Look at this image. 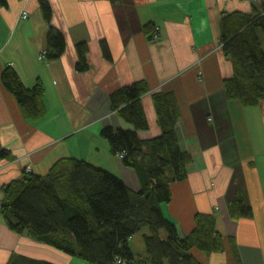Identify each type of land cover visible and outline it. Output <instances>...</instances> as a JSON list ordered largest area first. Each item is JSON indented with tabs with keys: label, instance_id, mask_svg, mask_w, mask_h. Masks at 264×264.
I'll return each mask as SVG.
<instances>
[{
	"label": "crops",
	"instance_id": "0c3cea01",
	"mask_svg": "<svg viewBox=\"0 0 264 264\" xmlns=\"http://www.w3.org/2000/svg\"><path fill=\"white\" fill-rule=\"evenodd\" d=\"M41 1L50 6L49 22ZM263 5L264 0H6L0 5V142L11 156L0 158V206L4 186L20 178L22 168L44 176L69 158L139 191L136 173L110 154L100 133L106 127L131 128L112 109L111 97L143 81L149 128L137 132L139 138L160 134L152 96L167 95L177 111L179 145L190 156L188 176L172 185L165 215L187 235L197 214L215 213L225 247L199 256L205 264H264V99L245 106L229 97L226 84L234 71L221 44L222 17L260 16ZM148 26L158 30V40L148 38ZM50 27L62 33L65 49L59 58L41 61ZM259 37L264 47V34ZM79 43L88 48V70L82 73L76 70ZM8 68L28 88L37 81L43 85L45 111L39 119L25 117L4 87L1 77ZM238 194L249 217L230 215ZM133 244L143 254L141 239ZM22 259L87 264L12 232L0 213V264Z\"/></svg>",
	"mask_w": 264,
	"mask_h": 264
},
{
	"label": "trees",
	"instance_id": "16d2710c",
	"mask_svg": "<svg viewBox=\"0 0 264 264\" xmlns=\"http://www.w3.org/2000/svg\"><path fill=\"white\" fill-rule=\"evenodd\" d=\"M5 4L6 0H0L1 6ZM41 12L49 22L51 9L46 1H41ZM260 32L264 34V12L256 17L241 13L222 17V50L234 71L226 88L230 98L245 106H254L264 99V47ZM146 34L149 39L154 35L159 39L158 30L150 26L146 27ZM101 48L108 58L106 44L102 43ZM64 49L62 33L50 27L44 60L59 58ZM76 52V70L87 71L86 43L77 44ZM1 78L25 117H42L44 87L40 81L28 88L11 68ZM148 92L143 81L116 91L111 97L112 109L118 110L131 128L106 127L100 133L110 154L136 173L139 191H132L118 177L83 160H60L44 176L22 168L20 178L3 188L0 213L8 229L87 264H205L199 256L221 253L225 243L217 230L215 213L197 214L192 231L182 235L163 211V205L171 201L172 185L188 176L190 156L179 145L175 131L177 111L167 95L152 96L160 134L150 140L139 138L137 132L149 128L141 102ZM10 156L0 142V158ZM229 207L231 216H250L239 194ZM136 237L143 246L141 255L133 244ZM11 264L51 263L22 259Z\"/></svg>",
	"mask_w": 264,
	"mask_h": 264
},
{
	"label": "built area",
	"instance_id": "2783aa9c",
	"mask_svg": "<svg viewBox=\"0 0 264 264\" xmlns=\"http://www.w3.org/2000/svg\"><path fill=\"white\" fill-rule=\"evenodd\" d=\"M22 18L23 19H25V18H27V13L26 12H23L22 13ZM158 39V36L157 35H154V36H152V40H157ZM44 52L42 53V55L39 57V60H41V61H43L44 60ZM120 158H121V156H120Z\"/></svg>",
	"mask_w": 264,
	"mask_h": 264
},
{
	"label": "rangeland",
	"instance_id": "374dc122",
	"mask_svg": "<svg viewBox=\"0 0 264 264\" xmlns=\"http://www.w3.org/2000/svg\"><path fill=\"white\" fill-rule=\"evenodd\" d=\"M150 140V139H149ZM218 231H219V233H220V229H217ZM137 249V248H136Z\"/></svg>",
	"mask_w": 264,
	"mask_h": 264
}]
</instances>
